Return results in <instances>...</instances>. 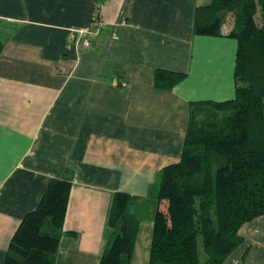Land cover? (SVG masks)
Listing matches in <instances>:
<instances>
[{
    "label": "crops",
    "instance_id": "obj_1",
    "mask_svg": "<svg viewBox=\"0 0 264 264\" xmlns=\"http://www.w3.org/2000/svg\"><path fill=\"white\" fill-rule=\"evenodd\" d=\"M211 2L0 0V264L54 178L72 183L55 264L101 263L116 192L156 198L191 106L236 96L237 40L195 33ZM96 14V33L71 40ZM164 69L185 77L160 90ZM143 212L131 264L151 261L154 208ZM239 233L224 264H264V215Z\"/></svg>",
    "mask_w": 264,
    "mask_h": 264
},
{
    "label": "trees",
    "instance_id": "obj_2",
    "mask_svg": "<svg viewBox=\"0 0 264 264\" xmlns=\"http://www.w3.org/2000/svg\"><path fill=\"white\" fill-rule=\"evenodd\" d=\"M194 17L196 34L237 40L236 96L191 106L182 156L158 173L155 199L114 194L100 264L132 263L149 206L150 264H224L244 240L241 227L264 215V0H212ZM3 49L0 42V55ZM154 76L165 91L185 74L164 69ZM48 184L15 230L4 264H55L72 183Z\"/></svg>",
    "mask_w": 264,
    "mask_h": 264
},
{
    "label": "built area",
    "instance_id": "obj_3",
    "mask_svg": "<svg viewBox=\"0 0 264 264\" xmlns=\"http://www.w3.org/2000/svg\"><path fill=\"white\" fill-rule=\"evenodd\" d=\"M101 25V22L100 20H98V17H97V14L94 15L93 19H92V23L90 26L88 27H82V29H79V30H72L71 31V40H76L77 39V34H86V36L90 37V36H93L94 33H96V30L97 28ZM82 44L86 47H88L90 44H89V41L87 39H84L82 41Z\"/></svg>",
    "mask_w": 264,
    "mask_h": 264
}]
</instances>
